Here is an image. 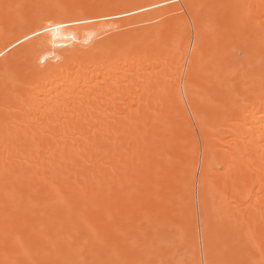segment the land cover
<instances>
[{
  "label": "snow or ice",
  "instance_id": "obj_1",
  "mask_svg": "<svg viewBox=\"0 0 264 264\" xmlns=\"http://www.w3.org/2000/svg\"><path fill=\"white\" fill-rule=\"evenodd\" d=\"M75 29H93L100 46L79 66L71 58L49 67L47 44L67 47L57 39ZM57 80L53 95L47 84ZM219 94L230 103H204ZM253 100L264 111V0H193L178 10L175 0L0 3L4 264H264V204L257 221L226 194L229 180L250 173L264 197V116L256 120ZM225 121L229 171L221 188L218 169L201 168L197 209L190 161L215 159ZM162 152L176 190L138 225L117 205L103 231L62 223L32 246L17 235L41 207V187L64 205L61 180L85 202L115 203L130 165ZM217 197L228 206L216 208Z\"/></svg>",
  "mask_w": 264,
  "mask_h": 264
},
{
  "label": "bare ground",
  "instance_id": "obj_2",
  "mask_svg": "<svg viewBox=\"0 0 264 264\" xmlns=\"http://www.w3.org/2000/svg\"><path fill=\"white\" fill-rule=\"evenodd\" d=\"M8 2V0H0V3ZM139 3H149L150 0H136ZM162 2V0H161ZM193 2V0H175L176 8L179 9L180 5ZM217 2H229V0H217ZM259 3V0H254ZM127 24V21H123ZM93 29H75L69 32L60 33L57 44H64L67 47L53 48L51 43L47 44L49 51L47 55L49 59L46 64L55 69L65 67L69 59L74 58L76 65L79 66L81 61L87 60V52L93 47H99L100 42L98 38H90L88 33ZM75 39H72V37ZM67 37V39H65ZM87 42V43H86ZM70 54L72 56L70 57ZM87 79L96 83L91 73L88 74ZM101 79L103 77L101 76ZM59 81H50L47 88L52 90L54 95L57 91ZM83 83V81H81ZM218 103L221 105L229 104L230 101L226 94H219L214 97V100L205 99V104ZM255 103V118L258 121L261 116H264V111L258 101L253 100ZM231 126L227 121L224 122L220 135L225 137V141L217 150L215 159L211 156L205 159L202 155L199 162L193 157L190 161L191 172L196 174L195 185V207L199 209L200 206V182L199 172L201 168L207 169L210 165L216 169L215 178L216 183L223 188V177L229 171L232 161V156L225 149L229 146V139L231 136ZM203 152V146H201ZM144 155V153H141ZM235 172V169H233ZM125 187L121 190L116 189L114 193L115 203L109 202L104 205H95L91 201L85 202L79 197V188L74 185H68L64 181L58 182V187L64 192L68 201L66 205L57 202L58 198L54 190L41 187L36 199L40 202L41 207L33 210L29 214V227L18 229L17 235L27 245L32 246L42 240V232H48L53 228H58L62 223L65 225H74L81 232H86L90 225L95 226L97 229L103 231L111 227L109 221L108 211H116L117 205L121 215L127 216L130 212L132 215L131 226L138 225L144 220L145 213L157 205L158 201L167 198L173 191L176 190L174 184V176L171 174V163L166 153L153 154L152 156H145L143 160L139 157L135 165H130L127 177L123 180ZM261 182L259 175L255 179L252 178L250 173H245L236 179L235 184L231 180L228 181L226 194L231 206L240 205L243 209H247L249 214L255 217L257 221L260 220V207L264 204V197H261ZM191 199V191L187 193ZM209 208L213 207V201L210 198L208 201ZM228 205L221 204L219 197H217L215 207L223 209ZM4 225V209L2 206V196H0V238H2ZM129 227L127 223L123 225ZM8 259L5 256L4 249L0 245V264Z\"/></svg>",
  "mask_w": 264,
  "mask_h": 264
}]
</instances>
